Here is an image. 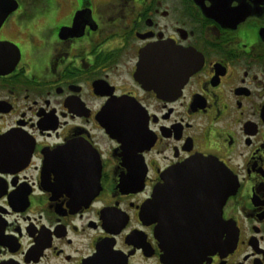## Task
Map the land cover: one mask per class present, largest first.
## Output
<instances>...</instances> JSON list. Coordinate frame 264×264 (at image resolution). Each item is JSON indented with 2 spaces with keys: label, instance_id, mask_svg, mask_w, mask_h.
<instances>
[{
  "label": "flooded vegetation",
  "instance_id": "af4514ba",
  "mask_svg": "<svg viewBox=\"0 0 264 264\" xmlns=\"http://www.w3.org/2000/svg\"><path fill=\"white\" fill-rule=\"evenodd\" d=\"M158 219L264 264V0H0V264H168Z\"/></svg>",
  "mask_w": 264,
  "mask_h": 264
},
{
  "label": "water",
  "instance_id": "95a60500",
  "mask_svg": "<svg viewBox=\"0 0 264 264\" xmlns=\"http://www.w3.org/2000/svg\"><path fill=\"white\" fill-rule=\"evenodd\" d=\"M202 166L205 168L210 169L207 170V174L209 173L211 175V181L213 183V192H214V202L216 205H220L224 199H226L231 193L234 192L235 188V182L232 183V180L230 179V176L228 178H225V171L223 170H217L216 162L212 159L205 158L204 160L195 159L188 165L186 164L183 166V168L186 167H195ZM191 175H194L193 172H190ZM210 179V178H208ZM229 180V183L227 184L226 181ZM220 181H223V185L219 184ZM225 182V183H224ZM221 183V182H220ZM220 191L218 192L217 190ZM157 190L155 191V198L151 202L152 211L156 213L160 207L159 205V198L157 194ZM148 216V215H147ZM147 218V217H146ZM159 218V216H158ZM155 230V237L158 238L160 242V247H162V250H164L165 253H163V256L166 258L168 264H193L198 261H201V259L204 257L205 254L213 251V250H221L222 245L220 242L216 243V237H213V243L211 246H204L203 249L200 250V246H198V239L196 240H174V239H167L163 235V227L160 224V221L158 219L157 225ZM220 239L219 237L217 238ZM193 241H196V243H191Z\"/></svg>",
  "mask_w": 264,
  "mask_h": 264
}]
</instances>
